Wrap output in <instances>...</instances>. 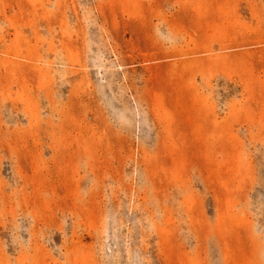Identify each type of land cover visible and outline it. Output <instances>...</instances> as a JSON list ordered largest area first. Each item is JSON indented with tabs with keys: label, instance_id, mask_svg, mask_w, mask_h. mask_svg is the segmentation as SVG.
Wrapping results in <instances>:
<instances>
[{
	"label": "rangeland",
	"instance_id": "1",
	"mask_svg": "<svg viewBox=\"0 0 264 264\" xmlns=\"http://www.w3.org/2000/svg\"><path fill=\"white\" fill-rule=\"evenodd\" d=\"M0 264H264V0H0Z\"/></svg>",
	"mask_w": 264,
	"mask_h": 264
}]
</instances>
